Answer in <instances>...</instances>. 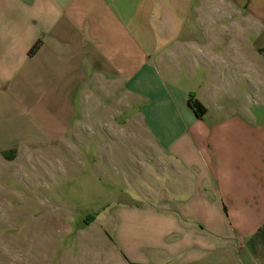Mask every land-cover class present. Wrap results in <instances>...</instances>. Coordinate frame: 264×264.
Listing matches in <instances>:
<instances>
[{"label": "crops", "instance_id": "crops-1", "mask_svg": "<svg viewBox=\"0 0 264 264\" xmlns=\"http://www.w3.org/2000/svg\"><path fill=\"white\" fill-rule=\"evenodd\" d=\"M256 79L264 0H0L1 145L60 138L85 115L131 121L133 149L101 165L151 185L112 211L123 264H264V114L244 105Z\"/></svg>", "mask_w": 264, "mask_h": 264}, {"label": "rangeland", "instance_id": "rangeland-1", "mask_svg": "<svg viewBox=\"0 0 264 264\" xmlns=\"http://www.w3.org/2000/svg\"><path fill=\"white\" fill-rule=\"evenodd\" d=\"M252 86L253 95L244 105L261 116L264 80L256 79ZM94 102L106 104L99 97ZM131 127V121L126 130L109 131L97 123L92 127L85 115L77 129L64 131L60 138H44L42 131V141L0 144V264L125 263L123 256L113 254L108 238L115 228L112 211L139 201L137 193L151 190V185L144 178L137 187L130 164L127 170L115 164L110 177L115 176L109 179L101 165L106 155L118 157L124 148L120 143L128 152L133 149ZM92 135L108 144L87 146L84 142Z\"/></svg>", "mask_w": 264, "mask_h": 264}, {"label": "trees", "instance_id": "trees-1", "mask_svg": "<svg viewBox=\"0 0 264 264\" xmlns=\"http://www.w3.org/2000/svg\"><path fill=\"white\" fill-rule=\"evenodd\" d=\"M38 48V45H36L33 49H32V53ZM191 108L195 111V113L197 114L198 117H203L206 112L207 109L204 107V105L202 103H200L198 100H193L191 99L189 102ZM95 221V218H91V222H87L88 225H91L93 222Z\"/></svg>", "mask_w": 264, "mask_h": 264}]
</instances>
